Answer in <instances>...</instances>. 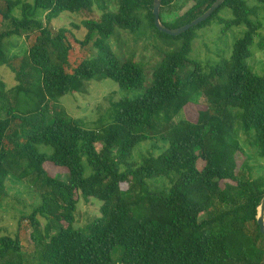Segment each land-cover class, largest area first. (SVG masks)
Returning a JSON list of instances; mask_svg holds the SVG:
<instances>
[{
    "label": "trees",
    "instance_id": "trees-1",
    "mask_svg": "<svg viewBox=\"0 0 264 264\" xmlns=\"http://www.w3.org/2000/svg\"><path fill=\"white\" fill-rule=\"evenodd\" d=\"M30 1L0 0L5 28L0 67L16 82L6 89L0 81V203L11 179L26 181L37 192L39 204L26 221L31 240L42 249L41 264H264V236L257 225L264 166L254 177L243 145L264 163V76L246 64L252 46L264 51L259 20L264 0H254L253 7L225 0L210 18L178 37L155 27L154 0H110L114 12L108 0ZM179 1L192 6L163 22L168 29L191 23L216 0H162L160 20L177 13ZM37 10L45 12V25L33 19ZM224 10L229 19L220 16ZM63 15L80 17L83 41L67 28L55 33L47 28ZM213 24L223 27L222 34L234 27L245 32L228 59L204 68L189 56L198 32ZM33 30L37 35L27 52L11 56L5 41ZM145 30L170 48L159 52L147 85L142 63L133 55L118 57L107 43L118 31ZM70 37L81 47L92 44L95 55L72 59ZM102 79L143 93L110 99L93 129L71 118L59 101L85 94L90 81ZM191 106L200 108L193 118ZM145 143L151 151L135 160L134 151ZM41 146L51 153L40 152ZM49 169L64 171L67 181L52 177ZM79 197L99 201L100 216L75 228ZM39 218L45 222L42 231ZM0 264H23L17 236L0 238Z\"/></svg>",
    "mask_w": 264,
    "mask_h": 264
},
{
    "label": "rangeland",
    "instance_id": "rangeland-1",
    "mask_svg": "<svg viewBox=\"0 0 264 264\" xmlns=\"http://www.w3.org/2000/svg\"><path fill=\"white\" fill-rule=\"evenodd\" d=\"M22 2H28L30 0H21ZM249 6H256L257 2L254 0H244ZM108 8L110 11H116V6L110 0L107 1ZM178 7L180 10L173 15H161L162 23H171L176 17L182 15L186 10L192 6V2L179 1ZM97 12V11H96ZM261 12L260 19L264 26V15ZM21 9L15 11V15L21 18ZM100 15V12H97ZM220 16L224 19H229L231 14L229 11L224 10ZM33 19L36 21L44 22L45 12L37 10L33 14ZM80 17L73 15H63L57 20L52 21L47 25V28L55 33L61 28H67L70 32L78 39L83 41L85 31L80 26ZM45 25V22L43 23ZM72 24L78 25L80 28L75 29L71 27ZM222 26L213 24L212 27L198 32V39L193 43V50L189 56V59L195 60L201 63L202 67L209 68L222 59H228L232 52L233 44L236 40L242 37L245 32V27H234L231 30L226 31L222 34ZM0 30H5L3 26H0ZM264 36V29L260 32ZM37 35V30L32 32L22 33L21 37H12L5 41V47L11 56H23L27 52L31 42ZM71 36V35H70ZM149 30L138 35H132L125 31H118L116 36L108 40L112 52L118 57H128L129 55L134 56V60L142 63L147 79L145 85L149 84L153 66L159 62V52L169 50V46L149 38ZM72 45V59L81 61L90 59L95 55V50L92 44H87L86 47H81L75 40L70 37ZM258 39H256L257 42ZM252 56L246 61L247 66L257 76H264V51L257 48L256 45L251 47ZM0 81L4 83L6 89H11L16 85L14 75L5 67H0ZM143 90L137 91H124L120 90L119 86L109 79L93 80L87 85V92L85 94H69L62 97L59 104L65 109L66 113L73 119H79L87 124L90 128L99 127V119L106 114V110L110 107V99L117 101L121 98H134L140 96ZM199 102H205V99L199 97ZM200 109L199 107L194 108L191 106L188 113L194 116L195 111ZM193 118V117H192ZM179 120V119H177ZM106 124V122H104ZM239 139L244 140L245 137L239 132ZM244 145L246 156L250 159V165L254 167L253 176L257 177L262 175L264 166L262 160L255 157V151L250 148L247 144ZM165 148L162 145L160 151ZM40 152L49 155L51 150L48 148L40 147ZM151 151V144L145 143L139 146L134 151V159L138 160V154H146ZM155 155L160 154L159 151L154 153ZM236 159L241 161L243 157L237 154ZM201 164L198 167L201 168ZM52 177H57L61 181H67L66 173L62 170H50ZM163 182H160L162 186ZM8 188V196L0 203V238L4 236L19 238L22 248V259L23 264H41L40 252L41 247L31 240V234L33 229L30 223L26 221L28 215L31 214L34 207L39 204L37 199V192L30 186L26 181L19 182L15 179H11L6 183ZM148 185L156 186L157 183ZM101 203L94 199L84 200L81 197L78 198L75 211V228H82L92 220L98 218L99 208ZM41 230L43 229L45 222L40 219ZM41 233V232H40ZM115 256L113 255V258Z\"/></svg>",
    "mask_w": 264,
    "mask_h": 264
},
{
    "label": "water",
    "instance_id": "water-1",
    "mask_svg": "<svg viewBox=\"0 0 264 264\" xmlns=\"http://www.w3.org/2000/svg\"><path fill=\"white\" fill-rule=\"evenodd\" d=\"M162 0L153 1L152 14L154 16V24L158 31L170 36L178 37L185 32L189 31L193 27H196L200 23L206 21L210 16L224 3L225 0H216L209 9H207L200 17L192 21L191 23L184 25L178 29H168L160 20V4ZM257 225L259 226L260 233L264 236V196L261 200L260 207L257 216Z\"/></svg>",
    "mask_w": 264,
    "mask_h": 264
}]
</instances>
